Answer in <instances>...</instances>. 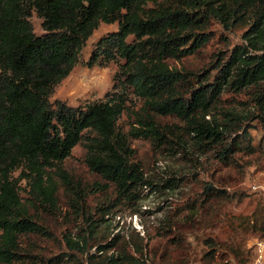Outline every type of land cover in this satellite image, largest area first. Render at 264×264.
<instances>
[{
    "label": "trees",
    "instance_id": "obj_1",
    "mask_svg": "<svg viewBox=\"0 0 264 264\" xmlns=\"http://www.w3.org/2000/svg\"><path fill=\"white\" fill-rule=\"evenodd\" d=\"M101 23L118 28L98 39L86 64L118 63L112 89L84 106L51 101ZM214 23L226 35L209 52ZM191 57L198 68H187ZM130 112L126 130L120 124ZM132 140L179 163L209 155L240 167L243 178L251 166L264 170V0H0V264H148L142 243L130 251L108 233L107 216L138 204L146 188L186 183L152 174ZM77 145L97 176L92 182L60 166ZM192 175L201 191L183 193L184 222H163L174 248L166 258L252 264L264 241L262 198L250 213H234L249 192ZM61 202L68 227L58 233L39 214L55 213ZM216 228L226 235L208 232ZM191 238L202 244L199 254Z\"/></svg>",
    "mask_w": 264,
    "mask_h": 264
},
{
    "label": "rangeland",
    "instance_id": "obj_2",
    "mask_svg": "<svg viewBox=\"0 0 264 264\" xmlns=\"http://www.w3.org/2000/svg\"><path fill=\"white\" fill-rule=\"evenodd\" d=\"M35 30L41 33V19L36 15L33 16ZM117 23H101L99 28L94 31L93 35L88 40L82 51V61L78 64L71 73L63 79L54 89L51 96V101H64L71 106H84L95 100L102 98L105 93L112 89L114 76L119 70V64L111 62L107 66L95 65L89 67L86 63L90 59L94 44L98 39L106 33L116 30ZM211 31L214 39L207 51H217L222 47L223 35L225 31L218 24H213ZM232 40L240 41L238 35H230ZM200 59L205 57V52L197 55ZM205 60L207 58H204ZM184 63L187 68H198L199 63L194 58H185ZM179 68L183 63H176ZM138 105L133 104L132 109H138ZM132 111V110H131ZM134 117L132 112L124 114L121 120V126L126 130L133 123ZM257 139H260L262 132L254 130ZM134 148L146 154L151 160V173H156L158 176L176 174L183 178L186 183L179 190L166 189L165 192L154 193L151 189L146 188V196L139 201L138 204H120L115 206L105 222L108 225V233L113 235L119 234L122 237V245L129 246L130 251L135 249L136 243L140 242L143 245L145 252L144 258L148 259V264H172L168 260L167 254L173 253L174 248L170 244L169 230L164 228V220H170L171 224H182L185 220V215L182 214L181 207L184 203L185 191L188 192L190 187L194 190L201 191L194 182L192 173H196L201 179L213 181L217 185H227L232 190H243L249 192L252 196L244 203L238 206H232L234 213H250L256 205V198H262L264 201V170L258 171L255 166L246 169V175L243 178L241 168H228L218 162L211 156L200 157L199 162L179 163L177 160L161 157L152 152L149 143L145 140H132ZM86 151L83 146L77 145L71 156L60 166L68 171L72 176H76L85 183L92 182L97 179V176L91 173L85 164ZM198 163V165H196ZM19 172L16 173L18 175ZM57 178V176H56ZM161 182V181H160ZM25 185L23 181V186ZM99 195L91 199L90 203H97ZM252 199V201H251ZM69 208L66 203H60V209L55 213H41L39 218L43 222H47L50 228L60 233L68 227L66 218ZM174 229L178 227H173ZM208 232L217 233L220 237L226 235L224 228H216ZM206 234H200V237ZM193 246L197 249L198 254L202 244L194 238L190 239ZM200 245V246H198ZM162 253V254H161ZM165 254V257L161 255ZM194 254L191 256L188 264H201L200 261L194 260ZM186 260V259H185Z\"/></svg>",
    "mask_w": 264,
    "mask_h": 264
},
{
    "label": "built area",
    "instance_id": "obj_3",
    "mask_svg": "<svg viewBox=\"0 0 264 264\" xmlns=\"http://www.w3.org/2000/svg\"><path fill=\"white\" fill-rule=\"evenodd\" d=\"M262 250H264V241H259L257 244L258 256L252 264H264V257L260 254Z\"/></svg>",
    "mask_w": 264,
    "mask_h": 264
},
{
    "label": "crops",
    "instance_id": "obj_4",
    "mask_svg": "<svg viewBox=\"0 0 264 264\" xmlns=\"http://www.w3.org/2000/svg\"><path fill=\"white\" fill-rule=\"evenodd\" d=\"M260 254L264 257V250H262V251L260 252Z\"/></svg>",
    "mask_w": 264,
    "mask_h": 264
}]
</instances>
